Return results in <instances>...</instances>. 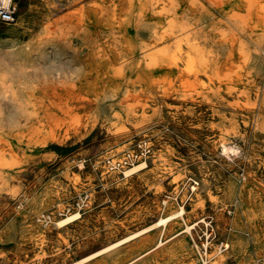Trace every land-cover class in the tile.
I'll return each instance as SVG.
<instances>
[{
    "label": "rangeland",
    "instance_id": "1",
    "mask_svg": "<svg viewBox=\"0 0 264 264\" xmlns=\"http://www.w3.org/2000/svg\"><path fill=\"white\" fill-rule=\"evenodd\" d=\"M94 1L15 0L14 22L0 29V78L12 88L0 83V264H264V46L243 37L252 60L233 92L87 90L104 68L75 27ZM211 13L199 27L223 21ZM43 26L59 37L44 57ZM19 46L28 52L12 59ZM142 140L149 156L112 165Z\"/></svg>",
    "mask_w": 264,
    "mask_h": 264
},
{
    "label": "bare ground",
    "instance_id": "2",
    "mask_svg": "<svg viewBox=\"0 0 264 264\" xmlns=\"http://www.w3.org/2000/svg\"><path fill=\"white\" fill-rule=\"evenodd\" d=\"M205 1L212 8L205 5ZM212 9L220 13L223 21H215L216 27L213 29L207 28L211 21L206 27H199V23H204V19L212 14ZM40 14V17H46V11L42 10ZM78 18L75 27L77 33L93 43L92 51L98 58L94 65L104 68L102 72L96 71V79L94 78L101 84L87 90H99L105 84H112L113 90H119L123 84L127 90L130 89L128 86L136 85L143 92L162 83L168 87L177 85L183 89H192L203 96L215 93L223 86L228 92H233L235 86L242 81L243 66L252 60L248 41L243 37H247L259 53L264 46V0H97L89 5L88 11L80 12ZM64 31L62 33L66 32ZM207 31L211 32L212 38L205 35ZM54 32L43 26L37 33L36 49L40 56L45 55L47 40H58L59 37L52 34ZM144 32H147L148 38L142 37ZM100 34L103 40L98 43ZM220 48L228 50L223 59L215 54ZM7 51L12 59L20 60L28 52L25 46ZM259 58H264V51L259 54ZM111 79L115 82L107 83ZM0 83H5L3 78H0ZM1 88L3 91L12 90L5 84ZM10 97L15 98L13 94ZM147 142L148 140L140 141L135 151L124 152L112 165L123 166L136 159H145L151 152V146ZM220 146L224 151L233 149L223 140L220 141ZM146 165V160H142L135 167ZM174 216L175 211L158 217L154 224H164ZM213 254L216 255V261L222 259L219 246ZM209 258V255L201 257L205 261ZM202 262L201 264H205Z\"/></svg>",
    "mask_w": 264,
    "mask_h": 264
},
{
    "label": "built area",
    "instance_id": "3",
    "mask_svg": "<svg viewBox=\"0 0 264 264\" xmlns=\"http://www.w3.org/2000/svg\"><path fill=\"white\" fill-rule=\"evenodd\" d=\"M17 15V3L15 0H0V29L2 26L11 24L14 22ZM198 185L196 179H190V190L193 191ZM223 247L227 246V243H222ZM205 246L203 247L204 250Z\"/></svg>",
    "mask_w": 264,
    "mask_h": 264
}]
</instances>
